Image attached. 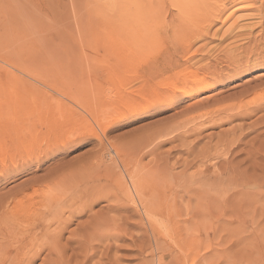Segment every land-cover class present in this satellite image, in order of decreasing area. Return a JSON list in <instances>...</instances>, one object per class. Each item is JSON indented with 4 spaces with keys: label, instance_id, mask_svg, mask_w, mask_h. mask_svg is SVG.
Wrapping results in <instances>:
<instances>
[{
    "label": "rangeland",
    "instance_id": "374dc122",
    "mask_svg": "<svg viewBox=\"0 0 264 264\" xmlns=\"http://www.w3.org/2000/svg\"><path fill=\"white\" fill-rule=\"evenodd\" d=\"M230 2L0 0V124L9 117L10 92L23 86L31 90L21 94V112L29 105L35 114L18 149L0 156L8 176L0 201L11 202L10 210L15 194L54 180L47 198L17 206L30 213L25 219L0 214V253L2 243L23 241V253L37 254L33 264H264V108L253 111L264 102V67L242 60L245 48L264 51V20L254 18L237 38L215 14L222 4L228 12ZM186 38L199 41L187 49ZM200 78L208 84L197 96L176 92ZM130 110L149 119H122ZM74 112L84 121L73 123ZM104 118L116 121L105 136ZM54 122L62 126L50 129ZM91 131L96 147L49 157L29 175L12 173L27 150ZM123 163L129 172L137 165L154 171L165 229L141 219L136 198H123L130 187Z\"/></svg>",
    "mask_w": 264,
    "mask_h": 264
},
{
    "label": "bare ground",
    "instance_id": "6f19581e",
    "mask_svg": "<svg viewBox=\"0 0 264 264\" xmlns=\"http://www.w3.org/2000/svg\"><path fill=\"white\" fill-rule=\"evenodd\" d=\"M223 1V0H222ZM229 5H230V8H229V10H228V12H224V11H226L227 9V6H224L223 4H222V9H221V7H220V9L221 10H219V11H217V10H215V12H217V13H215L216 14V17L218 18V20H221L222 21V24H225L227 21H230L231 22V24H230V29H231V31H233V29H235V36L237 37V38H242V36H243V34L241 33H238V35H237V31L239 32L240 30H244V29H248V28H250L251 27V25L253 26V23L251 24V21H255L254 20V18H256V21L258 20L259 21V23L260 22H262L263 20H264V7H262V6H264V0H231V2L230 3H228ZM245 4H250V5H252L253 7H251V8H245V7H243V5H245ZM221 5V4H220ZM219 7H217V8H219ZM11 8V7H10ZM10 13V12H9ZM215 14H214V17H215ZM214 17L212 18V19H214ZM217 18H215V19H217ZM206 19L208 20V18L206 17ZM214 19V20H215ZM217 20V21H218ZM203 22H206L205 21V19H204V21ZM211 22V21H210ZM214 22H216V20L214 21ZM196 23V22H195ZM221 23V22H220ZM210 25H213V24H211V23H209ZM208 24V25H209ZM221 24V25H222ZM261 24V23H260ZM208 25H207V23H206V27L208 28ZM224 26V25H223ZM204 27H205V25H204ZM210 27H212V26H210ZM256 27V26H255ZM252 28V27H251ZM250 28V29H251ZM262 29V28H261ZM204 30H205V28H204ZM203 30V31H204ZM228 30H229V28H228ZM203 31H201V32H203ZM201 32H199V33H197L196 34V38H197V35L199 34V35H201L200 33ZM209 32V31H208ZM263 34V36H262V38H261V41H262V43H263V46L261 45V47L262 48H264V30H262L261 31ZM232 33V32H231ZM231 33H230V35H231ZM232 34H234V33H232ZM191 35V34H190ZM193 35V34H192ZM205 36H207V34H204ZM193 36H195V35H193ZM202 36H203V34H202ZM204 36V37H205ZM233 36V35H232ZM235 36H233V37H235ZM251 36V35H250ZM189 38L191 37V36H188ZM199 37V36H198ZM247 37H248V34H247ZM246 37V38H247ZM193 38V37H192ZM196 38H194L195 40H196ZM203 38V37H202ZM244 38H245V36H244ZM187 39V38H186ZM190 39H187V41H189ZM195 40H193L192 39V42L194 41V43H195ZM198 41H199V38L197 39ZM196 40V41H197ZM201 40V39H200ZM235 40H237L236 38H235ZM234 40V41H235ZM186 41V42H187ZM250 41V40H249ZM248 41V42H249ZM255 41V40H254ZM190 42V41H189ZM192 42H190V43H187L186 45H188V48L187 49H189V47L191 46V43ZM247 42V43H248ZM253 42V41H252ZM261 43V44H262ZM253 44H255V43H253ZM240 47V46H239ZM242 47V46H241ZM243 47H244V45H243ZM254 47H256V49H257V46H254ZM259 47V46H258ZM184 48H186V47H184ZM238 48V47H237ZM241 49V51H242V48H240ZM240 49L238 50V51H240ZM260 48H258V50H259ZM1 50V49H0ZM198 50V49H197ZM245 58L244 59H242V60H244L243 62H246V63H244V64H247L248 62H250V60H251V58H253V60H251L252 62H253V64H256V65H254V67H264V55H262V53L264 52V51H262V53H258V50H256V51H254L253 50V48H252V50L253 51H250V48H248V49H246L245 48ZM190 51V50H189ZM189 51H186L187 53L189 52ZM198 51H200V50H198ZM198 51H196V52H198ZM244 51V50H243ZM261 51V50H260ZM1 52V51H0ZM243 53V52H242ZM3 54V53H2ZM165 54V53H164ZM239 54V53H238ZM185 55V54H184ZM192 55H193V53H192ZM195 55H197V54H195ZM194 55V56H195ZM241 55V54H240ZM161 56V55H160ZM172 56H174V55H172ZM188 56V55H187ZM190 56V55H189ZM188 56V57H189ZM194 56H192V59H193V57ZM251 56V57H250ZM196 57V56H195ZM194 57V58H195ZM239 57H241V56H239ZM5 58V57H4ZM190 58V57H189ZM236 59V58H235ZM187 60V59H186ZM189 60V59H188ZM161 61H162V58H161ZM161 61H160V65H161ZM234 61V60H233ZM187 62V61H186ZM190 62L191 61H189V64H190ZM256 62V63H255ZM235 63H236V61H235ZM238 63V62H237ZM242 63V62H241ZM159 64V63H158ZM196 64V63H195ZM252 64V63H251ZM252 64V65H253ZM193 65H194V63H193ZM252 65H251V67H252ZM261 65V66H260ZM163 66V65H162ZM237 66V65H236ZM160 67V66H159ZM248 67V66H247ZM155 68V67H154ZM158 68V67H157ZM157 68H155V71H156V73L158 72V70H157ZM249 68V67H248ZM160 69V68H159ZM199 69V68H198ZM200 70V69H199ZM155 71H153V72H155ZM152 72V71H151ZM150 72V73H151ZM198 73V72H197ZM152 74V73H151ZM263 75V74H262ZM261 75V76H262ZM264 76V75H263ZM14 78V77H13ZM257 78H259V76L257 77ZM260 81V80H259ZM186 82V84H188L187 83V81H185ZM193 82L195 83H193L194 85H195V87L193 86V84L192 85H190L189 87H187L186 85H182L181 87H179V88H177V91L176 92H178L179 94H182V95H186V96H197L198 95V93H200L202 90H204L203 89V87L204 86H206L208 83H206L207 81H205V79L204 78H200V79H198L197 81H195V80H193ZM254 83H255V81H253ZM261 82H263V80L261 81ZM192 83V82H191ZM257 83H259V82H257ZM190 84V83H189ZM261 85H263L264 86V84H262L261 83ZM19 86V85H18ZM193 86V87H192ZM256 86H260V85H256ZM256 86H254V87H256ZM258 88V87H257ZM22 89H26L25 91L24 90H22ZM28 89L29 90H31V88L29 87V86H23L21 89H20V91H18V93H13V92H10V94H11V96H10V113H8V115H9V117H6L5 118V120H4V122H5V124L4 125H2V124H0V156H3L4 154L6 155V154H8V153H11V151L10 150H12L13 148L15 149L16 148V146H17V144H19V142H18V137H20V135L22 134V133H24V132H29L31 129H30V125H31V120H32V118H34V116H35V114H31V111L29 112V110L31 109L30 107H29V103H25L24 105H28V108H27V110H28V113H22L21 112V108H22V106H21V103H20V101H21V98H22V95L21 94H23V93H25L26 91H28ZM31 93V92H30ZM29 93V94H30ZM28 94V95H29ZM43 94V93H42ZM18 95H20V96H18ZM26 95V94H25ZM24 95V96H25ZM31 96H32V94H30ZM16 96H18V98L16 97ZM27 99H28V97H26ZM31 98V97H30ZM37 98V97H36ZM43 98V97H42ZM41 98V99H42ZM52 98V97H51ZM39 99H40V97H39ZM53 99V98H52ZM51 99V100H52ZM31 100H33L32 98H31ZM50 100V102H52V101H54V100H52L51 101ZM208 100V99H207ZM264 100V99H263ZM24 102H25V99H24ZM26 102H30V103H32V102H34V101H27L26 100ZM44 102V101H43ZM53 103V105H54V102H52ZM206 103H207V101H206ZM264 102H262L261 101V106H260V103H259V107L258 108H255V109H253V111H257V110H260V109H263L264 108V105H262ZM32 104H34V103H32ZM36 104V103H35ZM45 104V103H44ZM22 105H23V103H22ZM37 105H39V104H37ZM50 103H46L45 104V107H46V109L47 108H49L50 107ZM201 105H203V104H201ZM19 106V107H18ZM32 106V105H31ZM40 106V105H39ZM152 106V105H151ZM158 107L160 106V105H157ZM256 106V105H255ZM18 107V109H16ZM37 107V106H36ZM41 107V106H40ZM153 107V106H152ZM158 107H154L155 109L156 108H158ZM244 107V106H243ZM246 107V106H245ZM244 107V108H245ZM237 108V107H236ZM242 108V107H241ZM22 109H24V106H23V108ZM35 109V108H34ZM135 109V108H134ZM232 109V108H231ZM231 109H229L230 111H231ZM238 110H240L239 108H237ZM236 109V110H237ZM246 109H248L249 110V108H248V106H247V108ZM246 109L244 110V109H242V110H244V111H246ZM251 109V110H252ZM12 110V111H11ZM20 110V112H18ZM24 110H26V109H24ZM233 110V109H232ZM35 111V110H34ZM36 111H37V109H36ZM128 111H129V109H128ZM144 111V110H143ZM149 111V110H148ZM130 112H131V110H130ZM239 112H241V111H239ZM243 112V111H242ZM30 113V114H29ZM39 114V113H38ZM228 115V114H227ZM230 115V114H229ZM231 116H233V115H231ZM37 117V116H36ZM50 117V116H49ZM69 117H71V119L73 120V123H79V122H83L84 121V119L82 118V116H80V115H78L77 113H72V115H70ZM118 117H120V116H118ZM230 117V116H229ZM45 119L44 120H46L47 119V117L45 116L44 117ZM123 118H125V117H122V119ZM41 119H42V117H41ZM49 119V118H48ZM51 119H53V118H51ZM112 119V118H111ZM113 119H115V118H113ZM109 120V121H107V119L105 120V118L104 119H102V121L101 122H104L103 123V127H102V129H101V134L102 135H104L105 136V133H107L106 131H108V128L110 129L111 128V126L113 127V124L116 122H114V120ZM1 120V119H0ZM118 120V119H117ZM121 120V119H120ZM49 121V120H48ZM42 122V121H41ZM51 122V121H50ZM119 122V121H118ZM52 123V122H51ZM51 123H47V125H48V127H49V125H51ZM120 123V122H119ZM44 124V123H43ZM116 124V123H115ZM46 125V124H45ZM45 125H43V127L45 126ZM118 125V124H117ZM39 126H42V124H40ZM60 127V126H62V123H60V125H58L57 123H53L52 124V126H51V128L50 129H52V128H57V127ZM46 127V126H45ZM39 128V127H38ZM41 128V127H40ZM42 129V128H41ZM44 129V128H43ZM42 129V130H43ZM47 129V128H46ZM50 129H48V131L50 130ZM36 130V129H35ZM45 130V129H44ZM53 130V129H52ZM52 130H50V132L52 131ZM56 130V129H55ZM55 130H54V132H55ZM114 130V129H113ZM38 131V130H37ZM39 131H41V130H39ZM32 132V131H31ZM34 132V131H33ZM44 132H46V130L44 131ZM49 132V133H50ZM91 132H93V131H91ZM39 133V132H38ZM53 132H51V134H52ZM56 133V132H55ZM80 133H82V132H80ZM79 133V135H77V136H72V137H70L69 139H72V140H78V139H80V137L83 135V133L82 134H80ZM93 133H95V132H93ZM28 134V133H27ZM31 134V133H30ZM29 134V135H30ZM34 134V133H33ZM29 135H27V136H29ZM22 136V135H21ZM23 137H25V136H23ZM30 137H32V136H30ZM92 138H95L96 139V141L98 140V135L97 134H95V135H93V136H91ZM105 138V137H104ZM20 139V138H19ZM27 139V138H26ZM59 139V138H58ZM64 139H65V137H64ZM64 139H62V140H64ZM69 139H67L66 138V140H69ZM22 140V139H21ZM61 140V139H60ZM91 140V139H90ZM101 140V139H100ZM106 140V139H105ZM18 142V143H17ZM48 144V143H47ZM95 144V143H94ZM110 144V143H109ZM48 145H50V142H49V144ZM48 145H47V147H48ZM98 145H99V142H98ZM97 145L95 144V147H96ZM151 146V145H150ZM47 147H45V149H30L29 151L27 150V152L25 153V158L23 159V161L21 162V163H23L20 167L18 166V165H16V164H14V169H12V173L14 174L15 172L17 173V174H19V173H27L28 175L29 174H32L33 172V168L32 167H35V170L36 169H38L39 167H40V165L44 162V160L45 159H47V158H49V157H52V156H55V155H57V154H53V155H49L48 154V152H47ZM102 147H103V145H102ZM109 148H111V147H109ZM17 149H18V146H17ZM16 149V150H17ZM111 149H113V148H111ZM110 149V150H111ZM109 150V149H108ZM96 151H98V150H96ZM104 152V151H103ZM110 153H112L111 151H109ZM68 152H64V153H62V154H59V155H61V156H63V155H66ZM107 153V152H106ZM113 153H114V151H113ZM112 153V154H113ZM97 154V153H96ZM105 154V153H104ZM106 155V154H105ZM111 155V154H110ZM15 156V155H14ZM112 156H114V155H112ZM117 156V155H116ZM109 158V157H108ZM118 158H120V157H118ZM48 160V159H47ZM113 160V159H112ZM115 160H116V158H115ZM102 161V160H101ZM122 161V160H121ZM3 162V161H2ZM123 162V161H122ZM113 163V162H112ZM116 163H118L117 161H116ZM118 165V164H117ZM117 165H115L116 167H118ZM128 165V163L125 165V163H123V165L121 166V168L123 167V169L124 170H126L125 171V173H127V181H128V183H129V185H130V187H126L125 185V187L122 189L123 191H122V196H123V198H125L126 200H127V202L129 201V202H133L134 201V198H136V200L138 201V204H139V208H140V211L142 212V215H143V217L141 218V216H140V218L141 219H145V220H147L154 228H159V227H161V228H166L168 225H167V223H166V221H165V218L163 217V215H165V208H164V206H163V204L161 203V198H159L160 199V201L158 200V201H156V198H157V196L155 197V196H153V192H155L154 190H155V186L153 187V184H151V179L153 180V175H154V171H151L152 169H146L145 167L144 168H141V166L139 167L138 165L137 166H135L134 167V170H132L131 172H129L130 171V169H129V171L127 170V168L125 169V167ZM129 167H131L130 166V164L128 165ZM5 168V167H4ZM4 168L1 170L0 169V176L2 177V179H0V181H4V180H8V176H6L7 174H5V173H3V170H4ZM7 168H5V170H6ZM116 169V168H115ZM114 169V170H115ZM122 169V170H123ZM132 169V168H131ZM4 170V171H5ZM117 170H118V168H117ZM8 171H10L9 169H8ZM11 173V172H10ZM124 173V174H125ZM9 174V173H8ZM107 174V173H106ZM123 174V172H122V175H124ZM10 175H12V174H10ZM109 175V174H108ZM108 175H106V177L108 176ZM121 176V175H120ZM126 176V175H125ZM110 178H111V176H109ZM108 177V178H109ZM122 178V177H121ZM122 179H125L124 177L122 178ZM55 180H57V179H55ZM46 181V186H44V185H42V187H33L34 185H36V182H35V184L34 183H32L33 185H32V187H30L31 189H32V194L31 195H29V194H25L24 192H23V190H21L18 194H15V196H13V198L11 199L12 200V202L14 201V200H16L15 202H17V204L15 205V207H12V209H10L9 210V205H10V203L11 202H9V201H7V200H3V201H0V214L2 215V214H8L9 216H10V218L12 219V220H14V221H21V220H23V219H25L26 217H28L29 215H30V213L29 212H25L24 210L25 209H23L21 212L19 211L18 212V210L17 211H15L16 210V208H17V206H20V205H22V202H23V200L24 199H31L32 197H34V196H39V197H41L42 199H44V198H47L51 193H52V191H50L49 193H47L46 195H45V193L48 191V183H50L51 181H54V180H51V181H48V179H46L45 180ZM124 181V180H123ZM122 181V182H123ZM126 185H127V183H125ZM117 186H119L118 184H117ZM49 189H51V188H49ZM19 194H21L22 196H21V198H17V196L19 195ZM56 195V194H55ZM113 195V194H112ZM114 197V196H113ZM155 197V198H154ZM8 200H10V199H8ZM124 202V201H123ZM134 203V202H133ZM91 205V204H90ZM90 205L88 206L89 208H90ZM122 205H120V207H121ZM134 206V205H133ZM116 207H117V205H116ZM125 207V206H124ZM123 206H122V208H124ZM137 207V206H136ZM137 213V212H136ZM140 215V214H139ZM166 219H167V216H166ZM142 221V220H141ZM168 221V220H167ZM164 229H162V230H164ZM1 235H2V239H4V240H7L6 239V233L5 232H2L1 233ZM13 243H19V245L18 246H15V247H12V245H11V243H9V248H8V245L6 244V243H2L3 244V249L1 250V253H0V264H33L34 262H35V259L37 258V254H33V255H29L28 254V252L27 253H23L24 252V250L26 249V247L24 246V242L23 241H14ZM156 263L157 264H160V262L159 261H156ZM196 263V262H195Z\"/></svg>",
    "mask_w": 264,
    "mask_h": 264
},
{
    "label": "snow or ice",
    "instance_id": "6c2138e0",
    "mask_svg": "<svg viewBox=\"0 0 264 264\" xmlns=\"http://www.w3.org/2000/svg\"><path fill=\"white\" fill-rule=\"evenodd\" d=\"M243 7L251 8L253 6L250 4H245V5H243ZM262 7H264V6H262ZM260 28L264 29V23H262L260 25ZM125 119L130 120L133 123H139L141 120H145V121L148 120L149 116L147 114H145L143 110H135V111L126 113ZM95 134L96 133L85 132L80 137V139H78V140L74 141L72 139H69V140H65L63 142L52 143V144L48 145L47 152L49 155H53V154H62L64 152H69V151H79L80 147H87L88 144L95 142L93 140L88 139L89 136H93ZM81 140H87V143H80ZM101 142H104L103 137H101ZM78 144H79V147H77ZM5 163H7V158H5Z\"/></svg>",
    "mask_w": 264,
    "mask_h": 264
}]
</instances>
